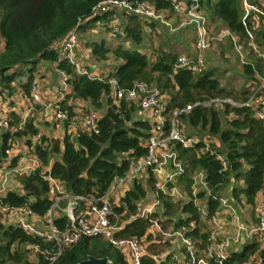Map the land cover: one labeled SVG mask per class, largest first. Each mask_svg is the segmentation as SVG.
Returning a JSON list of instances; mask_svg holds the SVG:
<instances>
[{
    "label": "trees",
    "instance_id": "1",
    "mask_svg": "<svg viewBox=\"0 0 264 264\" xmlns=\"http://www.w3.org/2000/svg\"><path fill=\"white\" fill-rule=\"evenodd\" d=\"M101 1L0 0V44L3 43L0 48L1 87L6 90V87H10L12 83L19 80L17 82L19 88L23 87L24 92L28 94L33 81V71L41 60L50 64L55 63L57 71H65L69 76L68 82L71 88L67 93L68 96L89 99L93 103H98L103 94L109 95L111 92L109 81L112 79L116 80L117 88H130L135 81H142L168 96L163 111L166 117L165 132L169 130V120L173 111L186 104L219 96H228L239 101L249 95L247 87H242L239 90L219 87L218 82L213 79L214 71H208L207 68H203L204 70L196 75L185 69L174 72L171 65L175 54L169 50H163L162 47L155 55L156 60L149 64L144 54L132 48H118L117 46L110 49L103 45L105 43L103 40L99 43H89L87 46L91 55L97 59H105L108 53H112L120 61L110 72L100 76V79H92L87 74H78L73 70L68 60L58 58L53 47L71 30H84L90 24L94 25L98 20L104 23L113 18L111 13L107 12L89 19L93 15L92 9ZM130 1L132 3L135 1L144 2L149 6H154L157 11L167 9L169 18H171V13H175L173 3L169 0ZM182 1L184 4L190 3V0ZM197 1L198 9L204 13L205 27L212 34L210 23L221 21L223 26L220 28H225L222 30H228L241 40L243 39L244 31L240 23L242 9L239 8V0ZM254 1L259 4V0ZM211 2H213L212 5H210ZM124 15L127 17L125 25L127 37L135 45H138L145 39L142 23L134 15L128 13H124ZM261 34L264 38V33L261 32ZM255 37H261L259 30L255 32ZM147 39L153 41L150 34L147 35ZM222 42L228 41L223 40ZM21 67L22 69L26 67L27 74L25 73V75L28 77L26 81L21 80L24 74ZM243 67L247 73L253 72L250 66ZM33 86H35V82L31 88ZM135 106L137 107L136 102L122 99L117 105L108 107L107 111L96 119L98 132L84 129L79 131L76 145L71 142L68 136L63 137L60 143L53 140H49L48 143V139L42 136L41 144L46 141V145L43 144L42 148L36 146L34 149L35 156L42 162L41 167L42 164L44 166L47 164L51 151H60L59 145L62 146L61 160L52 162L48 172L41 171L40 167L41 169H36L29 174L23 172L17 174L22 191H24L23 194L7 190L3 196H0V207L3 205L11 207L26 205L30 210L43 216L53 202L48 195L50 191L48 190L49 183L45 179L47 175H50L53 180L56 179L68 196L98 197L102 195L114 177L124 175L132 163L145 156L149 151L146 142L144 143L142 140L144 141L150 136L149 127L151 125L147 121H139L134 117ZM65 107L63 109H66L68 116H71L72 110L69 106ZM231 111L234 118L231 120L226 118L223 126H221L222 120H219L220 112L206 106L199 105L191 112H182L178 116L179 128L184 127L185 124L191 127L197 125L200 127V134L196 133L199 138L198 142L189 147H183L175 142L173 147L177 152L178 162L183 168L181 174L177 176L178 178L176 177L177 184L184 188L188 195L192 193L190 186L194 172L202 170L206 174L204 184L208 187V194L203 202L207 210L204 215L205 219L211 218L219 209L220 200L224 198L221 191L226 188L229 182L243 180L241 186H235L232 196L237 201L244 199L245 205L253 204L255 196L264 187V125L247 107L235 108L226 105L225 115ZM24 128L25 132L31 135L37 133V129L30 122H26ZM2 132L4 133V144L0 153L7 148L6 142L11 130H2ZM203 133L205 135H202ZM205 138L210 141L208 149L204 148L203 139ZM212 138L218 140L219 145L212 142ZM28 141L30 140L28 139ZM50 144L53 146L51 147ZM219 157L225 160L224 165L221 164ZM17 158L19 157L13 158L12 166H15ZM242 165L247 167L243 168ZM147 170H151V168H147ZM166 186L169 188L171 185L167 183ZM132 189L126 193L124 198L127 207L130 205L132 197L144 195V191L139 186H134ZM157 193L164 208L163 215L168 217L162 224L164 223V226L167 227L171 222L170 218L180 211V206L163 190H159ZM239 195L243 197L240 198ZM65 204L66 201L62 203V206ZM129 208L132 207L129 206ZM134 211L129 210L126 217ZM118 212L123 214L122 209H119ZM180 212H187L189 216L175 222L174 228L188 226L190 221H194L197 226L189 229L185 234L206 242L208 231L202 233L201 230L203 227L208 230V227L204 221H200L202 213L193 205V202L184 203ZM157 215V213L153 214L155 218ZM1 217L0 214V264H5L7 260L11 261L10 264L17 260H21L22 264H48L45 254H53L56 251L54 245L39 237L31 236L21 229L3 226ZM66 220L67 217L63 214L59 218H54L53 224L61 229ZM148 224V219H136L125 225L117 236H142L147 230ZM257 236L240 237L243 239H239L235 245L239 243L242 248L229 252L222 264H244L256 251H259L260 256L264 258V247L259 246L254 240ZM14 244H21L24 251L17 249H14L13 252L10 251ZM29 245L36 247V256L32 261H29V257L26 256L28 251L31 252L27 249ZM164 245V242L160 245L154 243L147 248L150 253H159L163 251ZM63 250L62 254L51 264H77L88 255L99 258L105 256L112 264H128L119 251L98 236H84L75 244L65 246ZM142 264L153 263L149 257H144Z\"/></svg>",
    "mask_w": 264,
    "mask_h": 264
},
{
    "label": "built area",
    "instance_id": "2",
    "mask_svg": "<svg viewBox=\"0 0 264 264\" xmlns=\"http://www.w3.org/2000/svg\"><path fill=\"white\" fill-rule=\"evenodd\" d=\"M169 1H172L176 14L183 13L184 17H186L182 19L177 26H174V29L176 30V28L184 26H189L194 29L197 36L195 47L199 51L198 56H192L189 58L180 56L175 65L176 68L191 70L194 73L203 71L204 53L207 50H210L222 39L230 42L231 48H233V51L241 64H252L251 61L246 58L242 47H240V39L238 36L232 34L228 30H221L218 34H212L210 30L205 27L206 20L205 17L200 14L197 0H190V3L187 5L182 3V0ZM143 3L139 1L132 3L130 0H102L92 9V17L110 12V10H116L117 12L125 10L136 15L140 12H147L142 15L147 17V15H151L152 13L145 9H143L145 11H142ZM158 13L159 15L155 16V18H164L163 13ZM78 44V32L76 30H71V32L58 43L59 57L68 60L69 63L75 67V71L78 74H87L92 79H100V75L86 71L80 66V63H78L75 56V50H79ZM254 50L258 56L264 58V53L260 52L256 47H254ZM110 83L114 85V97L116 100L120 101L122 99H126L128 101H134L137 103L139 110L141 109L145 112L152 111L158 118L164 116L163 111L165 110L168 100L165 93L150 88L142 81L135 82L130 88H117V82L115 80H111ZM31 89V102H39V96L36 92L35 86ZM51 104L53 103H48L46 106V109L52 111L51 116H54L58 120L67 119V117H69L68 114H66L67 112L65 113L64 111L58 110L57 103H54L56 108L54 110H50L49 108ZM199 105L213 108L216 111L226 108V105L235 108L247 107L253 111L255 117L258 120L260 119L264 125V75H260L258 77V81L252 86L249 95L244 100L236 101L231 97L219 96L189 103L180 107V109L174 110L171 119L169 120L168 132H165V119H163L160 121V124L156 126L158 131L152 132L147 139L146 145L149 150L148 153L132 163L129 171L124 175L114 177L106 188L107 190L98 197L88 195L68 196L65 194L64 190H61L62 187L60 184H57L49 175L47 179L53 182V185H51L52 188H55L56 191L60 189V191H62V196L60 197H68L69 199L68 204L63 209V213H65L67 220L61 229H58L55 225H53V220H49L51 223L46 226V228H37L36 223L30 219L34 216V213L26 205L22 207H11L8 205L1 206V219L14 221L22 227L23 230L25 229L26 231L41 237L43 240L52 243L56 248V252L52 255L45 254L46 259L50 262H53L62 254L65 246L76 243L81 238H84V236H98L105 239L113 248L123 253L125 252L129 256L131 264H142V259L144 255H146L145 244L142 238L137 236H117L123 226L121 214L118 210H116L117 202L124 196L127 190L126 188L129 184L134 182V180L139 179L138 177L143 175L147 168H151L156 173H159L163 167L169 165L174 170L171 171L170 175L164 182H162V184H159L157 188H155L156 197L154 201L143 205L138 217L147 218L154 212V210H156V206L160 204L159 198L157 197V191H162L166 181H172L177 175L181 174L183 170L178 162L177 152L173 147L175 142L179 143L183 147H189L193 145V143L199 141L197 136L189 137L182 133L181 129L178 127V116L182 112H191ZM96 119L95 114H89L87 116L85 124L88 126V130L98 132ZM8 129L12 131L8 118L4 116L3 113H0V131L2 132V130ZM39 139V136H35L33 141H39ZM209 142L210 141L206 138L203 139L205 149H208ZM13 156L14 155L9 148L4 149L3 152L0 153V167H2L4 162L12 161L14 158ZM219 159L221 164L224 165L225 160L220 157ZM40 166L41 163L36 156L29 157L22 155L17 158L15 166L11 168L9 172L5 173V178L1 182V186H4V184L8 181L7 176L9 174L12 176L22 172L29 174L34 172ZM223 200L225 199L223 198ZM257 206V222L254 227L249 229H245L244 227L240 228L244 231V234L242 233L241 237H252L254 235L264 234V199H261ZM49 214L50 211L46 215ZM151 222L153 225L158 227L156 220H151ZM158 228L160 229L162 235L164 234L167 237L178 238L182 247L185 248L182 258L184 264H208L205 258H197L198 249L195 247L192 239L187 236L185 232H181L179 230L162 231L160 227ZM239 238L240 235L236 237H226L220 245L213 249V255L210 261L212 260V263H216L215 260H217V264H222L223 260L228 257L226 248L229 243L231 241L235 243L239 242ZM152 259L155 261V264H177L168 259L161 260L160 255L156 254L152 255ZM255 264H264V259H258Z\"/></svg>",
    "mask_w": 264,
    "mask_h": 264
},
{
    "label": "rangeland",
    "instance_id": "3",
    "mask_svg": "<svg viewBox=\"0 0 264 264\" xmlns=\"http://www.w3.org/2000/svg\"><path fill=\"white\" fill-rule=\"evenodd\" d=\"M240 4H239V8L242 9V14L240 16V23H241V28H243V35L246 33V27L245 24L243 22L244 16L245 15H249L251 13H253L255 10H259V12L262 14L264 13V10H262L261 8L264 7V0H259V4L255 3L254 0H239ZM254 1V2H253ZM149 3V2H148ZM183 3V1H182ZM213 2H211L210 5H212ZM187 5V4H185ZM209 5V7H211ZM148 10L150 13H152L151 15H147V17L151 18L152 20H155L156 22H160V25H158L156 27V31L160 34V37L155 35L153 41L156 42H152L149 43L148 40H145L143 43V46H139L138 48L142 51H145V53L147 55H150L149 58H152L153 54L158 53V49H152L149 48V45H153L155 46V44H160L163 41H169L172 38V41L174 44H172V49H176L173 51L174 54L178 53H184L187 52L188 49L190 50V47L192 46V44L194 43V40L192 39V34L193 31L189 28V27H179L178 30L174 29V26H177L178 23H180V21L186 17H184L183 13H171V19L168 17L169 14V10L167 9H160L159 11H157L154 6H148L143 4V8L142 11ZM163 13L164 18L160 19V18H155V16L159 15V13ZM111 15L113 16L112 19H110L111 22V26L110 29H112V27L117 30V11L116 10H110ZM143 13H147V12H140L138 14L143 15ZM200 14H202L204 16V13L202 11H200ZM208 15V14H207ZM167 17V18H165ZM261 21H264V14L259 16ZM114 21V22H113ZM164 21V22H163ZM211 25H209V27L211 28L213 34H218V32L222 29L225 28H220L222 25L221 21H218L217 23H210ZM165 25V26H164ZM107 25H102L100 22L98 24H94L92 27L83 30L80 36H81V44L80 47L82 46V44L85 45L86 48H88V44L89 43H99L101 40H103L105 43V46L113 49L115 48V46L118 44V36L116 38H113L114 35L116 34L115 31H111L109 33V31L106 28ZM167 27V28H166ZM220 28V30H219ZM188 30V31H187ZM191 33H190V32ZM195 32V31H194ZM146 35V33H145ZM144 36V35H143ZM164 37V38H163ZM180 39L181 42H180ZM187 39V40H186ZM223 39L221 41H219L216 45H214L211 50H209V54L207 55V59H206V65L205 68H207L208 71H215L216 73V77L218 79V83L219 85L223 86V88L226 89H230V88H241L242 87V83L245 80L244 77H241L238 73L239 71V67H235V62L233 61V58H231L232 56L230 55L229 57L226 56L227 54V50H226V45L225 44H220L222 43ZM225 41V40H224ZM2 44H0V48L2 47ZM87 44V45H86ZM181 45L185 46L182 47L181 49ZM158 46V45H156ZM167 50V49H166ZM169 50H171L169 48ZM175 51L177 53H175ZM232 53V52H231ZM186 55V54H185ZM94 57V56H92ZM91 57V59H92ZM95 60V58H94ZM120 60V59H119ZM119 60L115 57L114 54L112 53H108L106 55L105 59H96L95 64L97 66V70H99L102 74H107L108 72H110V70L115 66V64H117L119 62ZM41 64H45L46 66L43 65V68H39V66ZM53 64L52 67L55 65V63H51ZM239 64V63H238ZM56 66V65H55ZM241 68V67H240ZM243 69L244 72L247 73V71L244 68ZM21 70L24 72V74L21 77L22 81H26L27 80V76L25 75L26 73V67H21ZM33 81L30 84V90L29 93H25L23 87L19 88V84L17 83L19 80L15 81L14 83L11 84L10 87H6L4 90L0 85V106H7L8 108H13L16 109V112L18 114H16L15 112H13V114L10 113V116L8 118L12 131L10 132V136H8L7 138V148L10 149V151L13 153V157H21L22 155H27L28 153L26 152V148L28 150V152H35L34 149L36 146H40L41 148L46 145V141H44L41 144V137L43 136L44 138H47L48 143L53 140V141H58V143L61 142L62 138L65 136H68L71 140V142L73 144L76 145V139L77 136L79 134V131L81 130H88V126L85 124V120L87 118V116L89 114H95L96 118L101 117V115L103 113H105L108 107H112L113 105H117L119 103L118 100L115 99L114 94H115V90H111V92H109V95L107 94H103L100 97V101L98 103H93L91 102L89 99H78V98H72L71 96L67 95V92H69L70 90V84L68 82L69 80V76L66 75L65 71H57L55 68H51L50 63L41 60L40 63L35 67V70L33 71ZM245 76H247V74L249 75V73L246 74ZM102 76V75H101ZM35 82V89L36 92L38 93L39 96V103L40 104H31L30 100L32 98V89H31V85L34 84ZM37 82V83H36ZM4 87V86H3ZM112 89V88H111ZM7 91V92H6ZM9 91V92H8ZM60 93L64 94L63 98H60V100L57 103L58 106V110L59 111H64L66 113V109H63V107L65 106H69L71 111V116L67 117V119H61L58 120L56 119L54 116H51L52 111H49L48 109H46V106L48 105V103L50 102L51 98L58 97V95H60ZM110 99H109V97ZM168 97V96H167ZM26 100V101H25ZM23 101V108L22 106L20 107V103ZM26 104V107L24 109V106ZM72 107V108H71ZM55 104H51L50 106V110H54ZM67 108V107H65ZM225 109H219L218 112L219 113V120L221 121V126H223L225 123ZM232 113L233 112H229ZM228 113V114H229ZM68 114V113H66ZM227 114V115H228ZM45 117H49V118H45ZM141 120L147 121L151 126L149 127L151 133L152 132H156L158 131V129H156V126L160 124V121L165 119V116H161L160 118H158L157 116L154 115V113L152 111H149L148 113H143L140 117ZM139 119V120H140ZM30 122L33 127H35L37 129V133L31 135L30 133H26L25 132V128H24V124L25 123ZM128 125H131L128 123ZM184 128V132L187 135L193 134L194 132L199 133L200 134V127L199 125H197L196 127H191V126H187L185 124ZM90 131V130H88ZM4 133L0 132V150L1 147L4 144ZM202 135H205V133H203ZM35 136H39L40 139L38 141V143H32L28 141L29 137H31V141H33V138ZM29 139V140H30ZM50 140V141H49ZM30 142V143H29ZM33 142H37V141H33ZM142 142H146L147 143V139L146 140H142ZM51 147L53 146L52 144H50ZM59 152H52L50 154V158L47 162V164L44 166V164H42V169L41 171H47L48 169L50 170V166L51 163L54 161H60L61 160V153H62V146L59 145ZM173 151V150H172ZM163 153V152H162ZM161 155V154H160ZM12 161H6L2 164V167H0V190L1 189V182L3 181V179L5 178V173L9 172V170L11 168H13L14 166H12ZM42 163V162H41ZM12 166V167H11ZM243 168L247 167L246 165H242ZM130 168V167H129ZM129 171V169H127ZM166 170V178L170 175L171 171H173L174 169L167 165L166 167H163L161 169V171ZM126 171V172H128ZM160 171V172H161ZM125 172V173H126ZM155 172V171H154ZM159 172V173H160ZM158 174V173H157ZM156 175V174H155ZM49 175L45 176V179L48 181L49 183V189L50 190L52 188L51 185H53V182L50 181L49 179H47ZM157 176V185L162 184V182H164L165 180V174L162 172V177L160 178L159 175ZM142 175L138 178H141ZM8 178V182H6L4 184L5 189H9V190H21V185L19 182V176L15 175L12 176L11 174H9L7 176ZM54 181L59 184V182L54 179ZM142 181V179H141ZM133 183V182H132ZM132 183H130L129 185H131ZM142 183V182H141ZM134 186H139V181L135 184H133L131 187L134 188ZM142 186V185H141ZM234 186H241V184H237L234 183ZM20 187V188H19ZM228 187V186H227ZM225 190V191H224ZM222 191H224V193H227L226 189H223ZM221 191V192H222ZM126 193V192H125ZM0 194H2L0 192ZM55 193H51L48 192V195L50 198L55 199ZM144 195H141L139 197H132L131 199V203L129 206H131L132 210L129 208V206H126V202H124L125 204L122 203V201H118L117 202V206L119 209H122V212H124L123 214H121V217L123 219V223L126 220H131L134 221L136 219H138V215L139 212L141 211V208L143 205H146L147 202H142L143 200H145L143 198ZM57 202L56 207L59 208L60 210H63L64 207H66V205L62 206V203L67 201L68 202V197H60L57 196ZM243 197V196H242ZM240 197V198H242ZM136 198V199H134ZM264 198V187L261 188V190L259 191V193L255 196L254 198V202L253 204H244V199L242 201H237L236 205L232 204V203H227V200H220V207H224L226 209L227 205H231V207H233V211L236 213L235 217L232 218L231 215H228L227 218L225 219L226 224H214L213 225H209L210 227H212L211 230H214V227H216V230H219L216 232V234H218L219 236L218 239L222 240L221 238L227 236V238L229 237L228 235H232V237H236L238 235H240L244 232L243 229H240L242 227H244L245 229H249L251 227H254V223L257 222V204L259 203V201L261 199ZM154 201V200H153ZM137 202L140 204V202H142L138 207H136ZM178 203V202H177ZM186 203L184 202V200L181 201V204L179 205L180 207H182V205ZM179 204V203H178ZM179 207V208H180ZM135 208V209H134ZM228 208V207H227ZM133 211L134 212L130 213V215L128 214V216L126 217L127 213H129L128 211ZM244 212H248L245 213L244 216ZM252 213V216L250 215V213ZM59 213V212H58ZM59 215H61L59 213ZM250 215V216H249ZM183 216H188V213L183 212ZM238 216V217H236ZM248 217V221L247 219H245V217ZM157 219H165L168 218L167 216H163L159 217L158 215L156 216ZM148 221L151 222V220H156L154 219L151 215L148 216ZM42 220V219H41ZM39 220V221H41ZM208 220V218H207ZM205 221L206 223L209 224L208 221ZM211 220V219H209ZM236 221V225L235 222ZM239 221V223H238ZM238 223V224H237ZM150 225V223L148 224V226ZM221 225V227H220ZM225 226V227H224ZM149 229V227H147ZM166 228V227H165ZM170 228V227H169ZM150 232L151 229H149ZM169 230V229H168ZM121 232V231H120ZM153 233V232H152ZM156 234V232H155ZM244 234V233H243ZM166 236V235H164ZM125 237H128L125 236ZM151 238L155 239L158 238L156 235L151 236ZM254 240H256V242L259 244V246H262V248L264 247V234L262 235H258L257 237L254 238ZM201 244H198L197 246L199 247V249L201 250L200 256L202 258H205L207 260L208 264H217V260L216 263H212V260L210 261V259L212 258L213 255V249L215 244H207L204 242H202L200 240ZM25 245V244H24ZM23 246L18 245V244H14V246H11L10 251H14V249H17L18 251H22L24 250V248H22ZM115 249V248H114ZM165 249V248H164ZM26 256H30L29 260H31L33 258V256H35L32 251L28 252L26 254ZM258 259L263 260L264 258L260 256L259 251L254 252L251 257L244 263V264H255ZM34 260V259H33ZM9 260H7V262L5 264H9ZM13 264H22L21 260H17L15 261V263Z\"/></svg>",
    "mask_w": 264,
    "mask_h": 264
},
{
    "label": "crops",
    "instance_id": "4",
    "mask_svg": "<svg viewBox=\"0 0 264 264\" xmlns=\"http://www.w3.org/2000/svg\"><path fill=\"white\" fill-rule=\"evenodd\" d=\"M143 3V2H142ZM144 4V3H143ZM262 10H264V7H262L261 8ZM118 13H119V15H118ZM117 13V30H115L113 27H112V29H110V24H111V22H104V23H102L100 20H98L95 24H98L99 22L102 24V25H107L106 26V28H107V30L109 31V33L111 32V31H115L116 32V34L114 35V37L113 38H116L117 36H118V44L115 46V47H117L118 46V48L119 47H124V48H128V49H134V50H137V52H140V53H142V54H144L145 55V57H146V60L148 61V63L149 64H151V62H154L155 60H156V56L155 55H157V53L155 54H153V56H152V58H149L150 57V55H147L146 53H145V51H142V50H140L138 47L139 46H143V43H144V41L145 40H148L147 39V35L148 34H150V36H151V38H152V40L154 39V36L155 35H158L157 36V39H158V37H160V34L156 31V27L158 26V25H160V22H156L155 20H152L151 18H149V17H145V16H142V15H136V14H134V13H130V12H128V11H125V10H122V11H119ZM124 13H128V14H131V15H134V16H136L137 17V19H139L140 21H141V23H142V27H143V30H145V33H146V35H144V37H145V39H144V41H142L141 43H139L138 45H135L133 42H132V40L130 39V38H128L127 37V33H126V31H125V25H126V16L124 15ZM264 13H260L259 12V10L257 9V10H255L253 13H251V14H247V15H245L244 16V19H243V22H244V24H245V27H246V33L243 35V39L241 40L240 38V40H239V45H240V47H242V49H243V51H244V54H245V56H246V58L248 59V60H250L251 61V63L252 64H241L240 62H239V60L237 59V57H236V55H235V53H234V51H233V48H231V45H230V42H222V43H220V44H225L226 45V52H227V54H226V56L227 57H229L230 55L232 56L231 58H233V61L235 62V67H239V71H238V73H239V75L241 76V77H244V81H243V85H242V87H247V89H248V93L250 92V90L252 89V86L258 81V77L260 76V75H264V58H262V57H260V56H258L257 55V53L255 52V50H254V47H256L260 52H262V53H264V38L262 37V34H261V32H263L264 33V26H263V23H264V21H261V19H260V17L259 16H261V15H263ZM95 17H97V16H94V17H91V18H89V19H92V18H95ZM112 19V18H111ZM171 19V18H170ZM110 21V20H109ZM114 22V21H113ZM151 23V24H150ZM255 25H254V24ZM93 25H89L86 29H88V28H90V27H92ZM165 26V25H164ZM189 27V26H188ZM167 28V27H166ZM179 28V27H178ZM178 28H176V30H178ZM185 28V27H184ZM192 31H193V33H191L190 31V33L192 34V39L194 40V43L192 44V46L190 47V50L188 49V51L187 52H184V53H178V55L177 54H175V59L173 60V62H172V65H171V69H173V71L174 72H177V71H179V70H183V68H176L175 67V65H176V63H177V60H178V58L180 57V56H184V57H192V56H198V54H199V51H198V49H196V47H195V44H196V39H197V36H196V32H194L195 30L194 29H192L191 27H189ZM86 29H84V30H86ZM257 30H259V32H260V36L261 37H255V32H257ZM77 31V30H76ZM82 31L83 30H79V31H77L78 32V38H79V50H75V56H76V58H77V61H78V63H80V66L83 68V69H85L86 71H90L91 73H93V74H96V75H104V74H102L99 70H97L98 68H97V66H96V64H95V61H96V57L94 56V57H92V55H91V51L89 50V47L88 48H86L85 47V45L84 44H82V46L80 47V44H81V36H80V33L81 34H83L82 33ZM188 31V30H187ZM237 36V35H236ZM164 38V37H163ZM181 40L182 39H180V42H181ZM187 40V39H186ZM102 41V40H101ZM152 42H156V41H152ZM151 41H149V43H152ZM106 43V42H105ZM105 43L103 44L104 46H105ZM182 43V42H181ZM172 44H174L173 43V41H172V38L169 40V41H163L162 43H160V44H155V46H153V45H149V48H151V50L152 49H160L161 47L162 48H164L163 50H169V48L171 49V50H169V51H171L172 53H173V51L174 50H176V49H172ZM87 45V44H86ZM156 45H158V46H156ZM106 47V46H105ZM182 47H185V46H182L181 45V49H182ZM54 50H55V52H57V55H58V58H59V45L57 44V45H54ZM108 48V47H107ZM158 49V50H159ZM211 50V49H210ZM232 52V53H231ZM175 53H177L176 51H175ZM174 54V53H173ZM186 54V55H185ZM209 54V51H207V52H205L204 53V64H203V68H205V65H206V59H207V55ZM230 54V55H229ZM91 57H92V59H91ZM94 58H95V60H94ZM120 61V60H119ZM48 63V62H47ZM239 63V64H238ZM71 64V63H70ZM43 65L44 66H46L45 64H41L40 66H39V68H43ZM52 65L53 64H50V66H51V68H55V65L52 67ZM250 66L251 68H252V70H253V72L252 73H249V75L246 73V72H244L243 71V69H241V68H245V67H243V66ZM256 65H258V66H256ZM71 66L73 67V70L75 71L76 69H75V67L71 64ZM241 67V68H240ZM185 70H187V69H185ZM204 70V69H203ZM188 71H191V70H188ZM214 71V70H213ZM194 75H196L197 73H194L193 71H191ZM245 73L247 74V76H245ZM27 74V73H26ZM33 74H34V72H33ZM213 79H215L217 82H218V79H217V77H216V73H215V71H214V74H213ZM112 80H114V79H112ZM111 81V80H110ZM109 81V82H110ZM116 81V80H115ZM135 82H137V81H135ZM134 82V83H135ZM37 83V82H36ZM218 85H219V83H218ZM150 87V86H149ZM219 87H222L223 88V86H221V85H219ZM242 87L240 88H230V89H235V90H239V89H242ZM112 88V89H111ZM150 88H152V87H150ZM154 89V88H153ZM226 89V88H225ZM111 90H114V85L112 84V83H110V91ZM157 90V89H156ZM158 91H161V90H158ZM69 92H70V90H69ZM162 92V91H161ZM68 93V92H67ZM164 93V92H163ZM166 94V93H165ZM167 95V94H166ZM64 97V94L63 93H60V95H58V97L56 98V96L55 97H53V98H51V100H50V102L49 103H56V102H58L59 100H60V98H63ZM226 97H228V96H226ZM233 99V98H232ZM26 101V100H25ZM32 100H30V102H31ZM41 103V102H40ZM39 102H36V103H33V102H31V104H40ZM20 107L22 106V108H23V101L20 103V105H19ZM25 107H26V104H25V106H24V109H25ZM134 117L136 118V119H140V117H141V115L143 114V113H145V111H143V110H139L138 109V107H134ZM13 112H15L16 114H18L17 112H16V109H13V108H8L7 106H0V113H3V115L4 116H10V113H13ZM146 113H148V112H146ZM225 118H227L228 120H231L232 118H234V115L232 114V113H229L228 115H226L225 116ZM141 120V119H140ZM139 120V121H140ZM144 121V120H143ZM181 129V131H182V133L184 134V135H186V136H189V137H198V135L196 134V132H194L193 134H190V135H187L185 132H184V128L183 127H181L180 128ZM263 129H264V127H263ZM1 132V131H0ZM2 133V132H1ZM203 137H205V136H203ZM31 137H29V139H30ZM211 141L212 142H214L216 145H219V142H218V140H216V139H211ZM30 144H32V143H38V141L37 142H33V141H31V139H30ZM26 152L28 153L26 156H29V157H35V153L34 152H28V150H27V148H26ZM37 157V156H36ZM38 158V157H37ZM41 163V162H40ZM132 165V164H131ZM41 167V166H40ZM39 167V168H40ZM181 167H182V165H181ZM38 168V169H39ZM49 170V169H48ZM48 170L46 171V172H48ZM152 170V169H151ZM151 170H146L144 173H143V175H142V177L141 178H139V179H137V180H134V182L131 184V185H129L126 189V193L127 192H129V191H131V190H133L132 189V185L135 183H137L138 181H139V187H140V189H142L143 191H144V196H143V198L145 199V200H143L142 202H147L146 204H149V203H151L154 199H155V191H156V189H154V188H157V176L156 175H159V177L161 178L162 177V172L165 174V180H166V170H163V171H161L160 173H156V172H154L153 170L151 171ZM156 174V175H155ZM180 175V174H179ZM178 176V175H177ZM176 176V177H177ZM205 176H206V174L202 171V170H197V171H195L194 172V174H193V176H192V184H191V188H192V193H191V195H188L187 194V192H186V190L184 189V188H181V187H179L178 186V184H177V178L175 177V179H173L172 181H166V183H165V185H164V189H162L164 192H166L167 194H169L171 197H172V200L174 201V202H178L179 203V205L181 204V201L182 200H184V202H190V201H192L193 202V205L195 206V207H197L198 208V210L202 213V217L200 218V221L202 220V221H204V223H205V225H206V227H208V230L207 229H205L204 227H203V229L201 230V232L203 233L204 231H208V235H207V238H206V242H204V244L205 243H207L208 245L209 244H215V246H214V248L216 247V246H218V245H220V243H222L223 242V240L227 237V236H225L224 238L222 237L221 239L222 240H220V239H218V237L217 236H219L218 234H216V232L217 231H219V230H216L217 228L216 227H214V230L215 231H213V230H211L212 229V227H210L209 225H213V223L214 224H221V225H223V224H226V222H225V219L227 218V216L228 215H231L232 216V218L233 217H235V215H236V213L233 211L234 209H233V207H231L232 206V204H235V206L236 205H238V204H236V202H237V200H235L234 198H233V196H232V193H233V189L235 188V186H234V183H239V184H243V180L241 179V181L239 180V181H235V182H229L228 184H227V186H226V191H227V193H224V191H222L221 192V194H223L224 195V198H226V200H227V203H232L231 205H227V207H226V209L224 208V207H220V206H218L219 207V209L216 211V213L211 217V218H209V219H211V220H207V219H205V217H204V215L206 214V212H207V210H206V207L204 206V200H205V196L208 194L207 193V189H208V187L206 186V184H204V182H205ZM141 179H142V181H141ZM164 180V181H165ZM8 182V181H7ZM142 182V183H141ZM167 183H170V187L169 188H167V186H166V184ZM142 185V186H141ZM20 188V187H19ZM1 189L2 190H0V192L2 193V194H0V196H3L5 193H6V191L7 190H9V189H5V187L4 186H1ZM61 190L63 191V189L61 188ZM11 191H14V192H17V193H19V194H23V192L24 191H22V187H21V190H18V191H15V190H11ZM52 194L53 193H55L54 195H55V199H52V204H51V207H50V209H48L47 210V212L45 213V214H43V216H40V215H38L37 213H35L34 211H33V213H34V216L32 217V218H30V219H32L35 223H36V225H37V228H40V229H44V228H46V226H48L51 222H49V220H53L54 218H59V217H61V216H63V214H65V213H63L64 212V210H60L59 208H57L56 207V202H57V196H58V194L60 195V196H62V194H61V192L62 191H60V189L58 190V191H56L55 190V188H51L50 190H49ZM126 193L124 194V196L121 198V201H122V203L123 204H125L124 203V198H125V196H126ZM158 197V196H157ZM238 197H240V195L238 196ZM264 199V198H263ZM68 201H69V199H68ZM142 202H140V204L142 203ZM159 202H160V200H159ZM68 204V202L66 201V204L65 205H67ZM138 202H137V204H136V207H138L139 205H140ZM237 207V206H236ZM65 208V207H64ZM63 208V209H64ZM116 209L117 210H119L118 209V206L116 207ZM156 210H154V212L152 213V214H150L154 219H156V221H157V225H158V227H160L161 228V230L162 231H176V230H179V231H181V232H188L189 231V229H192V228H194V226H197V224L195 225V222L194 221H190L189 222V224H188V226H183V227H180L179 229H175L174 228V223L175 222H177L179 219H185L186 217H188L189 216V214H188V216H183V212H180L181 211V207H180V211L175 215V216H173L172 218H170L171 219V222L168 224V226L166 227V229H165V226H164V223L162 224V222L164 221V220H166V219H168V218H165V219H163V220H161V219H157V217L155 218L154 216H153V214H155V213H157L158 214V216L159 217H162L163 218V211H164V208H163V206L161 205V203L159 204V205H157L156 206V208H155ZM221 209V210H220ZM32 211V210H31ZM50 211V214L49 215H46V214H48V212ZM61 214V215H59V213ZM124 213V212H123ZM245 213H248V212H244V216H245ZM250 213V215L252 216V213L251 212H249ZM249 215V216H250ZM236 217H238V216H236ZM29 218V217H28ZM148 218V217H147ZM147 218H145V217H143V218H138V219H147ZM248 217L246 216L245 217V219H247ZM42 219V220H41ZM212 219H213V221H212ZM39 220H41V221H39ZM132 220V219H131ZM131 220H126L122 225V230H123V228H124V226L125 225H127L128 223H130V222H132ZM208 221L209 222V224L208 223H206L205 221ZM247 221H248V219H247ZM53 223V222H52ZM149 223H150V225L148 226L149 227V229H151V231L153 232H150V230L148 229V228H146L147 230L143 233V235L142 236H139L140 238H142V240L144 241V244H145V249H146V255H144V257H149L151 260H152V263L153 264H155V261L152 259V255H160V259L161 260H164V259H168V260H170V261H172V262H175V263H177V264H184V261L182 260V258H183V254H184V251H185V248H183L182 247V244L180 243V241L178 240V238H176V237H167V236H164V234L162 235L161 234V231H160V229L157 227V226H155V225H153L152 224V222H150L149 221ZM235 223V225H236V221L234 222ZM238 223H239V221H238ZM237 223V224H238ZM1 224H3V226H5V227H8V226H11V227H14V228H18V229H21L22 231H25L27 234H29V235H33V236H36V237H39V236H37V235H35V234H33V233H31V232H29V231H26L25 229L23 230L22 229V227H20L16 222H14V221H9V220H7V219H1ZM216 224V225H217ZM54 225V224H53ZM221 225H220V227H221ZM163 226H164V228H163ZM170 227V228H169ZM225 227V226H224ZM169 229V230H168ZM121 230V231H122ZM155 232H156V234H155ZM154 235H156L158 238H155V239H153V238H151V236H154ZM233 235V234H232ZM232 235H228L229 237H231ZM189 236V235H188ZM190 237V236H189ZM39 238H41V237H39ZM161 238V239H160ZM191 238V237H190ZM42 239V238H41ZM192 239V241H193V243H194V245H195V247H197V249H198V251H197V258H202L201 256H200V253H201V250L199 249V247L197 246L198 244H199V242H200V239H197V238H191ZM240 240H242L241 238H239ZM43 240V239H42ZM43 241H45V240H43ZM45 242H48V241H45ZM165 243V245L163 246V251H161V252H159V253H150L149 252V250H148V246L150 245V244H154L155 243V245H160V244H162V243ZM75 244V243H74ZM235 244H237V242L235 243V242H230L229 243V245H228V247L226 248V252L229 254V252H231V251H235V250H240L242 247H240L239 246V243H238V245H235ZM14 246V245H13ZM20 247H21V244H20ZM55 247V246H54ZM165 248V249H164ZM27 249H29V250H31L32 251V253L35 255V253H36V247H32V245L30 246H28V248ZM55 250H56V248H55ZM117 250V249H116ZM21 251V250H20ZM22 251H24V250H22ZM64 251V250H63ZM117 251H119V250H117ZM28 252H30V251H28ZM56 252V251H55ZM54 252V253H55ZM121 254H122V256L125 258V260H126V262L128 263V264H131L130 262V258H129V256L124 252H121V251H119ZM53 253V254H54ZM52 255V254H51ZM36 256V255H35ZM35 256H33V258L32 259H35ZM28 257H30V256H28ZM143 257V258H144ZM32 259H31V261H32ZM203 259V258H202ZM10 261V260H9ZM30 261V260H29ZM55 261V260H54ZM53 261V262H54ZM11 263V261L9 262V264ZM52 262H50V261H48V264H51Z\"/></svg>",
    "mask_w": 264,
    "mask_h": 264
},
{
    "label": "water",
    "instance_id": "5",
    "mask_svg": "<svg viewBox=\"0 0 264 264\" xmlns=\"http://www.w3.org/2000/svg\"><path fill=\"white\" fill-rule=\"evenodd\" d=\"M77 264H112V262L105 256L99 258L92 255H88L87 258L82 261H79Z\"/></svg>",
    "mask_w": 264,
    "mask_h": 264
}]
</instances>
